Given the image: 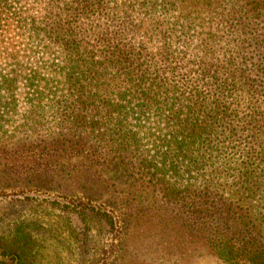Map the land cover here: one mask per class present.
Returning <instances> with one entry per match:
<instances>
[{"label": "trees", "instance_id": "16d2710c", "mask_svg": "<svg viewBox=\"0 0 264 264\" xmlns=\"http://www.w3.org/2000/svg\"><path fill=\"white\" fill-rule=\"evenodd\" d=\"M0 175L58 195L0 264L54 236L98 264L124 251L115 212L156 204L220 263L264 264V0H0Z\"/></svg>", "mask_w": 264, "mask_h": 264}, {"label": "rangeland", "instance_id": "374dc122", "mask_svg": "<svg viewBox=\"0 0 264 264\" xmlns=\"http://www.w3.org/2000/svg\"><path fill=\"white\" fill-rule=\"evenodd\" d=\"M0 180L5 179L0 175ZM1 189L0 234L22 221L38 219L36 212L43 210L45 206H40L36 199L48 200L58 196L54 193H37L33 188ZM134 195L136 193L131 196V199H134L131 200V205L137 206L142 203V199L139 201L141 197L138 199V196L134 197ZM98 205L102 204L99 202ZM147 205L151 206L152 202ZM107 211L110 209L107 208ZM117 211H119L115 212V216H119V223L115 228L117 230L106 240L111 243L112 239L115 247L122 243L124 251L118 255L109 247L105 255L98 251L94 255L98 264L111 263L116 257L119 259V264H222L214 257L206 243L187 236L189 234L177 228L178 207L156 204L149 212L134 214L135 218L127 225H124L120 217L119 213L122 211ZM51 220H46L45 223H52ZM66 238L65 236L49 237L45 241L46 247L42 251L39 264H71L69 258L71 251L68 249ZM0 261L9 263L10 259L0 256Z\"/></svg>", "mask_w": 264, "mask_h": 264}, {"label": "water", "instance_id": "95a60500", "mask_svg": "<svg viewBox=\"0 0 264 264\" xmlns=\"http://www.w3.org/2000/svg\"><path fill=\"white\" fill-rule=\"evenodd\" d=\"M6 260V259H5Z\"/></svg>", "mask_w": 264, "mask_h": 264}]
</instances>
